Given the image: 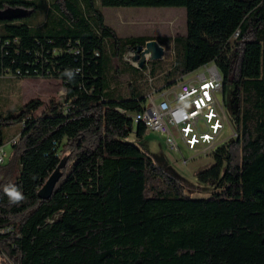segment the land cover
<instances>
[{"label": "trees", "instance_id": "trees-1", "mask_svg": "<svg viewBox=\"0 0 264 264\" xmlns=\"http://www.w3.org/2000/svg\"><path fill=\"white\" fill-rule=\"evenodd\" d=\"M39 2L47 8L41 22ZM185 6V36L151 38L120 36L96 0H0V73L21 69L34 77L50 70L66 88L65 102L51 99L40 116H34L45 105L40 98L0 113V147L6 128L22 125L0 163L5 262L264 264V0ZM152 40L173 43L165 83L214 61L224 89L233 86L238 136L219 145L212 165L196 174L203 189H212L208 196L195 197L196 184L128 141L147 134L127 114L141 110L146 96L132 84L129 98L117 95L119 74L142 73L133 65L121 70L118 62L130 49L140 55ZM161 61L143 68L154 74ZM62 162L52 196L40 198ZM9 186L21 201L10 202Z\"/></svg>", "mask_w": 264, "mask_h": 264}, {"label": "rangeland", "instance_id": "rangeland-1", "mask_svg": "<svg viewBox=\"0 0 264 264\" xmlns=\"http://www.w3.org/2000/svg\"><path fill=\"white\" fill-rule=\"evenodd\" d=\"M96 2L99 8L106 15L107 23H112L116 27H120V29L118 28V34L123 37L142 34L146 32H154L155 30L146 26L143 20H147L148 18H152L154 16H169V14L171 13L170 11L165 12L164 9L154 13L152 8L150 10L146 9L144 7V3L142 2L135 5H131L130 3L114 5L113 0H96ZM145 2H147V0H145ZM39 6V12L35 20H40L41 22L47 17V8L42 2H39ZM184 10L185 12L183 16L186 27L187 14L185 5ZM123 20L125 22H123ZM181 22L182 25L178 29L177 34L185 36L187 34V29L185 28V32L183 21L178 22V25ZM115 26L113 27L115 28ZM153 41L159 43V41L157 40H152L149 42ZM159 44L156 45L155 43H151L149 45L147 51L151 54L150 58L160 56V51H157V46ZM147 46L148 42L143 51L146 50ZM161 46L164 48V57L162 59H159L162 60V63L157 66L154 74H151L149 68L147 70H144L143 68L145 64L148 66L151 62H153L150 60V58L147 59V61H145L146 58H144L145 63L140 68L142 73L135 74L132 70H127L126 68L125 73L121 75L119 74L118 83L113 84V86L116 87L117 95H119V97L129 98V96L131 95V84L136 86L146 96V99L147 95L152 93L153 91L157 92L155 93V96L158 97L159 92L162 91V88H172V86L169 87V85L174 84L175 81L170 84L165 83V73L168 71L169 66L173 60V43L169 42L167 45ZM57 52L59 51H56V53ZM141 55H144V52H142ZM134 61L136 64L140 65L137 59L135 60L134 58ZM126 62H128L129 64H127ZM118 65L120 66L121 70H123L125 69V67L129 65L131 66L133 64L124 58L122 61L118 62ZM232 89V84L227 83L224 89L223 104L225 113L229 120L228 124H230L238 133V129L234 123V118L230 106ZM33 98H40L45 102L43 108L38 110L34 114V116H40L51 99H55L58 102L64 103L66 100V88L64 86L63 79L60 77L42 76H28L22 79H16L13 77H0V113H15L20 109L21 106H23ZM21 131L22 125L20 123H16L6 128L4 132L6 140V143L4 145V150L6 152V161L8 160V157L12 151V145L19 138ZM229 135H232V137L228 138L227 140L223 138L224 136ZM234 138V133L231 132L230 127L227 126L223 130V135L220 138V142L216 146L203 152L199 149L197 153L189 151L182 142H179L181 151L172 150L167 145L166 138L155 131L151 133L148 132L142 139H138L135 136V133H133L128 138V141L147 151L150 155L153 156L158 164L182 179L185 183L187 182L190 184H196L195 186L197 187V189H195L194 196L201 197L210 195L212 189H203L202 185L196 179L197 172L212 165V163L214 162L213 154L217 147L231 141ZM184 158L189 159L187 165L183 163ZM4 258L5 256L1 254L0 264H9L8 262L4 261Z\"/></svg>", "mask_w": 264, "mask_h": 264}, {"label": "built area", "instance_id": "built-area-1", "mask_svg": "<svg viewBox=\"0 0 264 264\" xmlns=\"http://www.w3.org/2000/svg\"><path fill=\"white\" fill-rule=\"evenodd\" d=\"M238 35L237 31L231 41ZM15 42L18 43L19 40L15 39ZM137 56V51L130 49L124 58L140 69L144 65V60H141L144 55L140 54V58ZM133 57L140 65L135 63ZM37 76L53 77L50 70L46 73H38ZM0 77L22 79L28 76L21 69L14 71L6 68L0 73ZM171 86L170 89L162 88L158 97L155 96L157 93L155 91L148 94L141 110L127 113L133 119L135 126L143 124L148 131L160 133L174 148H178V143L182 142L185 145L190 144L191 147L187 145L190 149L199 145L202 152L220 142L223 130L227 126L234 136L238 134L228 124L229 120L223 104L224 78L214 61L183 75ZM230 137L232 135L223 138L227 140ZM4 160L5 152L1 150L0 163Z\"/></svg>", "mask_w": 264, "mask_h": 264}, {"label": "crops", "instance_id": "crops-1", "mask_svg": "<svg viewBox=\"0 0 264 264\" xmlns=\"http://www.w3.org/2000/svg\"><path fill=\"white\" fill-rule=\"evenodd\" d=\"M140 2L144 3V7L146 9L150 10L152 8L154 13L159 12L162 9H164L165 12L170 11L171 13L169 14V16H165V15L161 17L154 16L152 18H148L147 20H143L146 26L154 29L155 31L146 32L142 34H135L132 36H148L151 38H157L160 36L173 37V38L176 36H184V35L177 34V31L182 25V22L179 23L178 25V22L180 21L184 22V31H185V28L187 29V22H186V27H185V21H184V16H183L185 12L184 10L185 0H147V2H145V0H113L114 5H120L124 3H130L131 5H135ZM185 9H186V6H185ZM104 17H105V22L107 25H109L110 27L115 26L112 23H109V24L107 23L105 14H104ZM123 22L125 21L123 20ZM118 28L120 29V27H116V26L115 28L113 27V29L117 33L119 30ZM128 37H131V36H128Z\"/></svg>", "mask_w": 264, "mask_h": 264}, {"label": "water", "instance_id": "water-1", "mask_svg": "<svg viewBox=\"0 0 264 264\" xmlns=\"http://www.w3.org/2000/svg\"><path fill=\"white\" fill-rule=\"evenodd\" d=\"M139 50L142 53L144 49L140 48ZM137 58H140V55H138ZM64 166H65V162H62V164L56 168V170L52 173V175L44 183V185L42 186V188L39 190V193H38L40 198L48 199L52 196L57 183L59 182L60 178L63 175L61 168Z\"/></svg>", "mask_w": 264, "mask_h": 264}, {"label": "bare ground", "instance_id": "bare-ground-1", "mask_svg": "<svg viewBox=\"0 0 264 264\" xmlns=\"http://www.w3.org/2000/svg\"><path fill=\"white\" fill-rule=\"evenodd\" d=\"M230 40H232V38L230 39ZM151 43H155L156 45L157 44H159V43H157V42H155V41H153V42H149V44H148V46L146 47V50H145V53H144V58H146L145 59V61H147V59H149L150 57H151V54L147 51V49H148V47H149V45L151 44ZM157 51H160V56H156V57H153V58H150V60L151 61H156V60H159V59H162L163 57H164V48L159 44L158 46H157ZM156 51V52H157ZM142 57V60H144V58ZM145 63V62H144ZM161 99H164V98H161ZM146 132L148 133H150L151 131H148V129L146 128ZM238 136V134L235 136V138ZM167 143V142H166ZM14 144H15V142H14ZM187 144V143H186ZM167 145L172 149V150H175V151H181V148H180V146H179V143H178V148H174L173 146H171V145H169L168 143H167ZM188 146H190V144H187ZM187 145H185L184 144V146L189 150V151H192V152H194V153H197L198 152V150H199V145L198 146H193L194 147V149H190ZM191 147V146H190ZM0 149L1 150H3L4 152H5V150H4V146L3 147H0ZM0 150V151H1ZM5 157H6V152H5ZM4 162H5V160H4ZM188 162H189V159H187V158H184V160H183V163L185 164V165H187L188 164ZM3 163V162H2Z\"/></svg>", "mask_w": 264, "mask_h": 264}, {"label": "clouds", "instance_id": "clouds-1", "mask_svg": "<svg viewBox=\"0 0 264 264\" xmlns=\"http://www.w3.org/2000/svg\"><path fill=\"white\" fill-rule=\"evenodd\" d=\"M11 203H17L23 199L22 193L15 187L9 186L4 189Z\"/></svg>", "mask_w": 264, "mask_h": 264}]
</instances>
